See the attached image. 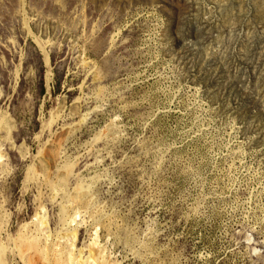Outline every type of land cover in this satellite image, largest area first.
<instances>
[{
  "label": "rangeland",
  "instance_id": "1",
  "mask_svg": "<svg viewBox=\"0 0 264 264\" xmlns=\"http://www.w3.org/2000/svg\"><path fill=\"white\" fill-rule=\"evenodd\" d=\"M0 158L44 264H264V0H0Z\"/></svg>",
  "mask_w": 264,
  "mask_h": 264
},
{
  "label": "bare ground",
  "instance_id": "2",
  "mask_svg": "<svg viewBox=\"0 0 264 264\" xmlns=\"http://www.w3.org/2000/svg\"><path fill=\"white\" fill-rule=\"evenodd\" d=\"M49 84H50V82H49ZM8 127L11 128L12 126L8 125ZM54 151H56V150H54ZM0 160H1V158H0ZM48 160H49V163H50L51 167L53 169H55L56 172H59V169H60L59 167H61V166L58 167V164H57L58 163L57 162L58 160H57V154H56V152L54 153V155H52L50 158H48ZM68 169H70V168H68ZM69 174H71V173L69 172V170H67L64 179H62L60 181V184L62 186L64 184H66V181L68 179V177H66V175L69 176ZM44 175H46V174L44 173ZM31 176L32 175H30V177ZM0 177H1V173H0ZM75 193H76V196L78 197V203L86 204L87 206L89 205L88 202H87L88 201L87 197L89 196V193H90L89 190H84L82 188H78V190H76ZM5 216H7V214H5V213L0 214V264H8L7 261H8L9 253L11 251L13 252L14 255L18 253L19 256L20 255L22 256V258L25 257V256H28L29 257V260H30V262H32V264L33 263H35V264H44V263L40 262V258L44 255V252L42 251L41 239H40V236H39V233H38V232H41V233L44 232L42 230V225H43V222L44 221L41 220V219H39L40 222L37 224V229H36L35 232L33 231V232L29 233V234L26 233L27 235L26 234L25 235L24 234H21V236H19V238L14 239L13 236L11 235V233H10V230H9V228H10L9 227V224H8L9 222H7L6 220H4L5 219ZM3 217H4V219H3ZM61 218L64 220L65 223H67L68 220L70 219V218L68 219V216H67L65 210L63 211V216ZM9 219H11V218H9ZM62 219L60 220L61 222H62ZM71 219L69 221H71ZM37 222H38V220H37ZM33 223L35 224V222H33ZM69 223L70 222H68V224ZM71 224H70V226H71ZM27 226L28 225H26L25 228ZM29 227H31V226H29ZM28 229H30V228H27V231H28ZM30 231L31 230H29L28 232H30ZM6 236H8V238ZM11 244H14V247L13 248H11ZM72 249L74 250V248H72ZM58 250H60V249L58 248ZM64 250L66 251V248ZM74 252H70L69 251V253L66 252L67 254L65 256L60 255V256H54L53 258H54L55 261H57L58 264H107L103 260L102 256H100L101 255L100 253H98V254H100L99 255L100 258L97 257L96 259H94V257L97 256V255L96 256L94 255L93 261L90 262V261H87L88 259L82 260L80 258V256L74 255ZM75 254H76V252H75ZM91 254H92V252H91ZM103 256H105V255H103ZM26 259H28V258L26 257ZM44 260L48 264H53L51 262V260L48 259V258H45V256H44Z\"/></svg>",
  "mask_w": 264,
  "mask_h": 264
}]
</instances>
